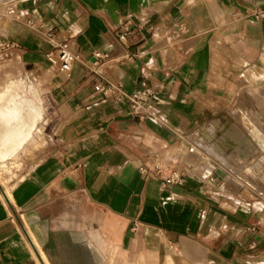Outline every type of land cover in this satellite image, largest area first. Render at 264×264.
Listing matches in <instances>:
<instances>
[{
	"label": "crops",
	"instance_id": "crops-1",
	"mask_svg": "<svg viewBox=\"0 0 264 264\" xmlns=\"http://www.w3.org/2000/svg\"><path fill=\"white\" fill-rule=\"evenodd\" d=\"M17 6L23 19L11 22L5 14ZM263 9L264 0L0 3V17L11 20L1 39L16 44L24 67L42 70H0L7 77L0 86L7 120L0 121V264H111L115 254L118 264H264L263 201L254 207L220 190L235 181L251 192L258 173L241 158L264 150V140L251 121L256 136L248 150L237 132L248 138L251 127L230 122L223 113L230 106L204 105L226 94L240 72L264 76V17H255ZM63 45L82 56L70 74L50 65ZM238 82L264 110V83L250 91ZM98 85L128 93L152 86L161 103L152 112L133 110ZM46 93L57 105L58 144L7 187L4 172L28 148L49 142ZM42 103L44 121H20L22 110ZM184 145L195 151L187 155ZM177 149L186 156L176 164L188 174L182 183L165 182L167 173L154 166L170 163ZM231 151L243 168L231 165Z\"/></svg>",
	"mask_w": 264,
	"mask_h": 264
},
{
	"label": "rangeland",
	"instance_id": "rangeland-1",
	"mask_svg": "<svg viewBox=\"0 0 264 264\" xmlns=\"http://www.w3.org/2000/svg\"><path fill=\"white\" fill-rule=\"evenodd\" d=\"M8 1V0H7ZM5 1V3L7 2ZM10 3H13V5H15L17 0H9ZM14 1V2H13ZM12 5V6H13ZM13 8V7H12ZM10 9L8 13L5 14L6 17L10 18H2L0 17V32L4 33V31L1 29V27L3 25L8 24L10 21L14 22V21H18V18L23 19V16H19V8L17 6V8L14 9ZM1 13V12H0ZM25 21V20H24ZM174 37V40L176 42H178V37L174 34H172ZM1 35H0V43H2L1 40ZM15 48H9V49H1L0 50V70L1 71H7L5 75H9V74H19L22 72H28L27 70H33L36 74H41L42 70H36V66L34 65H28L25 64V67L22 64V60L20 59L19 55L14 54ZM50 65H52L51 61H50ZM55 67V66H54ZM26 68V69H25ZM55 70L57 71V68L55 67ZM9 72V73H8ZM58 72V71H57ZM262 79H252V78H247L245 76V74H243L242 72H240V76L236 77L235 81H230V85H228L225 81H223L224 85H228V92L225 93H217L216 96L211 97V100L204 104V105H210L211 107H213L215 109V111H218V109L222 108L223 106H230V110H226L223 111L224 114L229 115L227 117V119H230V122L232 121H236V118L238 119V121H241L242 123L246 124L247 126L251 127L250 128V137L246 138L247 135H245L243 132H237L239 133V135H241L242 137L245 136V142L247 143V149L248 150H252L254 146H252L249 143V139H252L253 137L256 136V130L255 128H253L252 126V122L254 124V126L257 128V133H259L260 139L263 141L264 140V110H260L258 109V105L255 103L254 99H253V95L251 93H240V88L241 85L238 80H243L244 83L247 88L246 89H250L252 84L255 85H261L264 83V76L261 77ZM5 79H7V77H0V86L2 85V83L5 81ZM259 81V82H257ZM46 83H44L45 85ZM47 91V88H44ZM251 91V89H250ZM46 98H47V102H48V116H49V122L45 125V132L49 134L50 139L49 142L43 146H40L38 148L36 147H30L28 148V150L25 152V157H23L21 160V164L20 162H18L17 164L14 165V167L11 169V171H7L4 172L3 177L5 180V185L7 187L12 186L14 183H16L22 176H24L25 172L30 171L35 164H37V162H39L40 160L46 158L48 155H50L52 153V151L54 150V147H56V145L58 144V142L56 141V138L54 136L55 133H57L58 130V121H57V105L56 102L54 101V98L52 96L51 93H46ZM249 101V103H248ZM44 105V103H43ZM243 108H242V107ZM247 116V117H246ZM44 119L46 117V112L43 115ZM236 117V118H235ZM44 119H42V121H44ZM252 121V122H251ZM226 122V121H224ZM245 128V127H244ZM248 133V130L245 129ZM252 137V138H251ZM189 139V138H188ZM254 139V138H253ZM55 140V141H54ZM185 146V145H184ZM181 147V144H180ZM187 152V155L190 154L191 152V147L190 145H186L185 146ZM179 149V147H178ZM175 152L174 155H172V162L177 166L176 164L178 161V159H182L184 157V155L186 156V154H181L183 151L179 150ZM219 150H221V148H219ZM208 153L211 154L210 150H208ZM235 153L233 151H231L230 153V163L232 166H234V168H243L242 164H238V161L240 158H237L236 156H234ZM264 156V150L263 149H259V152H257V154L255 156H243L241 159V161H244L245 163L248 162H253L254 163V168L255 170H257V175H258V181L254 183L252 187L251 192L248 191L246 188L249 187V185L247 183H243L242 186H240L238 183H236L235 181H230V185H228V190L225 189H220L222 192L224 193H229L230 192V198L232 200H234V197L232 196V194L234 193V195L236 197H239L240 199L244 198L248 201H250V203H252L255 207V202L257 201H263L264 203V160L261 159V157ZM241 166V167H239ZM181 169V168H180ZM187 170V168L185 169ZM231 170V168H230ZM230 173H232V171H230ZM235 176L237 177V179H241L238 174H235ZM228 180V177L226 176V178L224 179L223 182H226ZM242 181V180H240ZM244 186L246 188H244ZM240 187V188H239ZM239 188V189H238ZM3 186L0 184V190L3 191ZM238 202V201H237ZM257 207V206H256ZM257 209H261L264 210V205L258 204ZM117 256V259H115ZM171 256H175L177 257L174 253L171 254ZM109 256V259L110 260ZM178 258V257H177ZM118 259H120V257L118 258V255L115 254V256L113 257L111 264H118ZM117 261V262H116ZM180 261V260H179ZM183 264H186V260L184 259Z\"/></svg>",
	"mask_w": 264,
	"mask_h": 264
},
{
	"label": "built area",
	"instance_id": "built-area-1",
	"mask_svg": "<svg viewBox=\"0 0 264 264\" xmlns=\"http://www.w3.org/2000/svg\"><path fill=\"white\" fill-rule=\"evenodd\" d=\"M257 19L264 17V9L258 11L255 14ZM28 23L34 26V21L29 20ZM127 32H123L120 35V39H126ZM2 40V39H1ZM16 44L12 41L2 40L0 43L1 49L14 48ZM97 57H101L100 52H96ZM53 66H55L60 73L70 74L73 66L76 62L82 59L80 53L73 51L67 45L60 46L56 53H53L49 57ZM98 90H100L105 95L116 94L119 100L126 101L130 108L133 110H146L152 112L154 107L161 103L160 92L158 89L152 86H146L143 89H138L132 93L126 92L122 86L113 87L107 85H98ZM154 168L157 169L158 173H167V177L164 178L165 182L182 183L184 177L188 174L185 169L177 168V166L171 161L170 163H156ZM146 171V169H144ZM209 181L214 182L215 178L213 176L209 177Z\"/></svg>",
	"mask_w": 264,
	"mask_h": 264
},
{
	"label": "bare ground",
	"instance_id": "bare-ground-1",
	"mask_svg": "<svg viewBox=\"0 0 264 264\" xmlns=\"http://www.w3.org/2000/svg\"><path fill=\"white\" fill-rule=\"evenodd\" d=\"M5 1H7V0H0V3H2V2H5ZM9 1V0H8ZM14 2V1H13ZM12 5H13V3H12ZM25 83V82H24ZM39 95V94H38ZM40 96V95H39ZM38 96V97H39ZM37 97V98H38ZM35 98V97H34ZM27 101V100H26ZM33 101V100H32ZM39 103V102H38ZM26 105V104H25ZM23 106V105H22ZM21 109V108H20ZM46 112V109H45V107H44V105H43V103L41 104V105H39V106H32V107H26V109H24V113H25V115H24V113H23V110L21 111V114H20V119L21 118H25V120H20V121H38L39 120V118H42V119H44V117H43V115H44V113ZM5 115H6V111L4 110V108L3 107H0V121H7L6 120V118H5ZM24 116V117H23ZM18 117L19 116H17V120L19 121V119H18ZM247 117V116H246ZM35 119H37V120H35ZM41 119V120H42ZM10 121H14V119H12V120H10ZM252 138V137H251ZM254 138V137H253ZM249 143L252 145V146H254V143H253V141H252V139H249ZM191 151H195V147H191ZM172 157V156H171ZM173 158V157H172ZM1 159H3V157L1 156V154H0V160ZM174 159V158H173ZM178 162H180L179 160H177ZM14 163V162H13ZM209 164H211V163H209V162H206L205 163V166H209ZM3 167V166H2ZM224 174H219V179H218V181H221L222 180V178L224 177L223 176ZM1 170H0V178H1Z\"/></svg>",
	"mask_w": 264,
	"mask_h": 264
}]
</instances>
